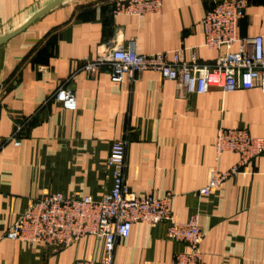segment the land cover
<instances>
[{
	"label": "crops",
	"instance_id": "1",
	"mask_svg": "<svg viewBox=\"0 0 264 264\" xmlns=\"http://www.w3.org/2000/svg\"><path fill=\"white\" fill-rule=\"evenodd\" d=\"M52 0H0V35ZM218 0H163L140 17L115 12L117 0H65L0 45V264H71L102 260L104 239L94 235L60 250L5 236L32 199L46 192L100 200L113 187L111 145L125 140L126 177L137 195H172L175 220L198 214L206 264H264V154L206 195L195 194L214 170L227 171L238 155L215 149L221 127L264 137L259 87L179 96L176 83L154 70L135 81L111 80L109 70L82 71L108 38H135L141 54L181 50L203 64L218 51L205 45L202 20ZM264 40V0H249L240 38ZM238 44L234 46V51ZM67 82L68 80H70ZM67 83L77 108L50 99ZM23 130L16 145L9 140ZM167 222L134 223L120 238L115 264H172L187 245L167 236Z\"/></svg>",
	"mask_w": 264,
	"mask_h": 264
},
{
	"label": "built area",
	"instance_id": "2",
	"mask_svg": "<svg viewBox=\"0 0 264 264\" xmlns=\"http://www.w3.org/2000/svg\"><path fill=\"white\" fill-rule=\"evenodd\" d=\"M163 0H119L115 12L144 16L158 11ZM249 0H218L206 12L202 25L205 45L218 51L213 64L200 63L196 57L188 60L181 50L141 54L135 38L120 42L117 38L102 41L94 57L86 56L81 69L91 74L107 68L111 80L135 81L145 71H157L162 79L176 83L179 96L204 94L211 87L225 92L239 88L259 87L264 98V40L261 35L240 38L239 27L246 15ZM238 49L234 51V46ZM71 81L68 80L67 82ZM67 109H76L74 90L67 83L50 96ZM23 125L16 126L9 139L16 145ZM126 141L112 143L107 166L113 175V187L100 200L79 193L46 192L29 201L26 209L6 231L5 236L28 244L42 243L57 251L88 235L104 239L102 260L79 259L71 264H115V252L120 238L128 237L134 223L167 222V236L184 242L186 251L177 252L172 264H206L201 251L203 229L198 214L188 221L174 219L172 195H137L130 190L126 177ZM217 158L224 152L238 155V161L227 171L214 170L207 184L195 194L206 195L230 176L246 171L251 162L264 154V137L253 136L247 129L221 127L216 136Z\"/></svg>",
	"mask_w": 264,
	"mask_h": 264
},
{
	"label": "water",
	"instance_id": "3",
	"mask_svg": "<svg viewBox=\"0 0 264 264\" xmlns=\"http://www.w3.org/2000/svg\"><path fill=\"white\" fill-rule=\"evenodd\" d=\"M65 0H52L50 3L36 11L34 14H32L24 23L19 25L18 27L14 28L11 31L5 32L2 35H0V45L6 43L11 38L16 36L17 34L24 31L26 28H28L35 20H37L39 17H41L46 12L50 11L51 9L55 8Z\"/></svg>",
	"mask_w": 264,
	"mask_h": 264
},
{
	"label": "rangeland",
	"instance_id": "4",
	"mask_svg": "<svg viewBox=\"0 0 264 264\" xmlns=\"http://www.w3.org/2000/svg\"><path fill=\"white\" fill-rule=\"evenodd\" d=\"M119 0H117V2H118Z\"/></svg>",
	"mask_w": 264,
	"mask_h": 264
}]
</instances>
